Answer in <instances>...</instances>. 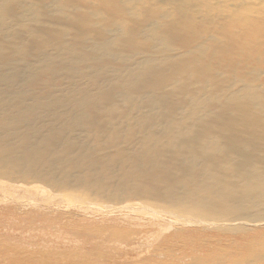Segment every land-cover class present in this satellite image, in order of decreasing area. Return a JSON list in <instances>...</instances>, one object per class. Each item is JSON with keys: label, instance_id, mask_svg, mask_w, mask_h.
<instances>
[{"label": "bare ground", "instance_id": "bare-ground-1", "mask_svg": "<svg viewBox=\"0 0 264 264\" xmlns=\"http://www.w3.org/2000/svg\"><path fill=\"white\" fill-rule=\"evenodd\" d=\"M50 190L263 226L264 0H0V264L143 237L84 223L90 206L76 221Z\"/></svg>", "mask_w": 264, "mask_h": 264}, {"label": "rangeland", "instance_id": "rangeland-1", "mask_svg": "<svg viewBox=\"0 0 264 264\" xmlns=\"http://www.w3.org/2000/svg\"><path fill=\"white\" fill-rule=\"evenodd\" d=\"M50 193L51 195L46 196H49V199L52 198L54 207H58L62 212L73 214L76 221H79L80 215L82 217L84 213L81 210L82 206H90L88 209L91 213L90 217L85 218L84 223L108 226L112 225L110 218H126L131 223H126L129 227H122L129 232L144 230L143 237L136 244L94 239V242L99 244L98 247L89 245L84 248L81 242L76 241L73 244L62 246V249H70L71 256L68 258L71 264H264V225L227 230L218 225L184 224L178 220L181 216L163 207L152 206L153 209H151V206H143L145 204L142 203V207L117 209L111 212L107 209V205H103V208L101 206L93 208V206H99L100 203L77 200L68 194L57 193L53 190H50ZM2 195L0 192L1 197ZM16 195L17 193L13 192L9 194V197L14 200ZM1 197L0 207L15 204L10 200L11 198L4 200ZM49 199L38 197L35 205L47 204ZM132 203L137 204L140 201ZM35 205L29 204L28 206ZM121 248L131 249V252L129 251L130 253L126 255L119 254L118 250Z\"/></svg>", "mask_w": 264, "mask_h": 264}]
</instances>
